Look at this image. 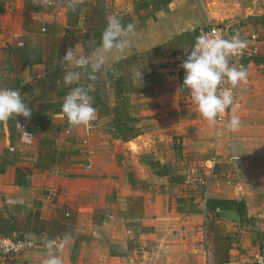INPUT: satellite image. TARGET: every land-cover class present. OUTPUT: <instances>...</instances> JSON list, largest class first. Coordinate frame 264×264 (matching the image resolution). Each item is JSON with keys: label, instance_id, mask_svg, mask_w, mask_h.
I'll return each instance as SVG.
<instances>
[{"label": "crops", "instance_id": "0c3cea01", "mask_svg": "<svg viewBox=\"0 0 264 264\" xmlns=\"http://www.w3.org/2000/svg\"><path fill=\"white\" fill-rule=\"evenodd\" d=\"M1 1H6V13L3 14L0 9L1 18L10 19L12 15L19 18V26L15 30L19 31L20 40L34 35L35 32H28L23 28L24 0ZM246 1L253 3L250 6L248 3V10L241 17L252 18L253 23L232 26L236 33L249 38V35L255 36L254 23L258 22L255 18L264 17V1ZM128 11L131 12L132 9ZM162 12L164 11L159 10L153 14L155 18H160ZM29 16L36 21L65 26V12L63 18L56 21L48 7L46 11L31 10ZM135 24L134 20V26ZM155 24L159 22L152 19L150 26ZM5 28L10 33L14 31L12 27ZM166 28L173 31L174 27L167 25ZM1 40L0 38V87L6 88L5 80L12 76L16 65L8 47L20 46L22 43L19 40L5 45ZM149 41L147 45H130L124 52L108 55L105 65L161 44L160 40L157 41L156 33ZM75 45L83 47L81 43ZM98 51L99 46H96L89 55H95ZM257 52L256 49L253 54L264 57L263 53ZM22 67L23 83L28 84L36 77L45 76L49 71V66L42 62L28 63ZM244 67L248 72V82L233 89L234 104L223 113L227 124L231 116H239L241 123L236 129L237 135L233 138L229 135L230 141L216 148L217 158L214 164L222 170L219 173L216 172L217 169L210 171L216 180L211 181L203 196H198L202 201L200 205L192 194H173V187H163L160 191H153L152 188L140 189L137 184H144V177L137 175V160L133 165L126 159L117 161L121 154L126 157L129 156L128 153L133 156L131 154L135 151L149 153L153 150V135L164 139L168 132L171 135L177 133L174 130L178 118L172 111L169 112L172 109V99H168L169 95L163 89L154 99L162 106L151 111L155 116L150 120L153 122L148 127L150 132L139 134L127 141L116 139L109 132L111 126H104L103 117L97 114V119L89 125H71L69 133L62 131L58 134L55 145L58 148L73 149L75 154L66 163L50 169L40 170L33 167L37 138L32 135L33 137L25 139L22 131L14 144L22 154L20 160L0 174V212L4 216L13 213L20 219L26 210L33 209L34 201H39L44 231L40 234L25 233L36 246L20 251L13 259L15 264H44L48 258L45 242L49 239H56L58 244L64 243V247L55 252L63 259L64 264H216L213 253L205 249L202 243L203 233L206 232L205 196L243 198L248 213L250 203H255L259 237L256 238L250 233L244 236L241 243L237 241L242 251L232 248L227 264H250L248 262L254 260V264H264V261H257L259 256L264 258V250L259 248V243L264 242V64L250 61ZM143 93L132 94L130 97ZM109 99L113 103L111 92ZM163 110L167 112H161ZM106 118L110 121L109 117ZM28 127L26 132L29 134V131H38L32 124ZM0 130L3 133L0 137L1 156L3 149L10 144L6 122H0ZM27 140L30 141L31 150L26 155ZM16 169L27 172L25 184H14ZM152 170L159 178L168 176H160ZM129 172L137 180L135 185L128 180ZM187 195L194 197L198 212L177 211L176 198ZM130 206L137 210L136 214L128 211ZM222 214H230L238 220L231 211ZM16 233L13 232L14 235Z\"/></svg>", "mask_w": 264, "mask_h": 264}, {"label": "trees", "instance_id": "16d2710c", "mask_svg": "<svg viewBox=\"0 0 264 264\" xmlns=\"http://www.w3.org/2000/svg\"><path fill=\"white\" fill-rule=\"evenodd\" d=\"M171 0H131L132 11L115 12L113 0H73L68 1L65 6V26L46 21H36L29 16L31 10H44V0H24V30L39 33L43 36V48L40 56L36 60L30 59V50L27 42L20 40V46H9L8 52L16 60L15 68L10 78L6 81V88L20 90L24 101L31 109L30 123L37 127L34 133L37 138V150L32 162L34 168L40 170L50 169L53 166L66 163L75 154L73 149L58 148L55 145V138L65 130V114L61 110L63 97L68 89L62 83L64 73L70 70L68 64L62 62L63 57L69 47L76 43H81L87 54L96 46H99L101 34L106 27L107 20L111 16H116L121 23L134 25V15L139 20V26H147L149 18L155 19L153 12L165 8ZM256 18L255 20H259ZM198 37L186 31L174 35L165 43L158 44L152 48L142 51L140 54L133 53L124 56L112 64V67L104 66L102 73L98 74L95 82L93 96V106L96 113L101 117H109L111 127L109 132L116 139L123 141L130 140L142 133L143 127L136 123L137 119L133 115V105L130 96L145 92V88L136 83L139 79L137 72L140 58L145 59L147 67L154 71L162 66L161 53L171 47H178L183 44L192 46ZM30 60V61H29ZM244 63L254 62L264 64V57L258 54L242 57ZM42 62L49 66V71L45 76L36 77L33 81L23 83V67L28 63ZM53 67V68H52ZM82 80V83H86ZM113 95V103L110 102L109 93ZM22 116L10 118L6 121L9 133V146L3 149L0 156V174L6 172L7 167L17 162L22 155L15 147L14 141L23 131ZM29 130V129H28ZM31 132V131H29ZM3 133L0 131V137ZM150 168L160 175H169L172 170L168 163L160 160H150ZM27 172L16 169L14 173V184L23 185L26 182ZM130 184L135 185L137 180L132 172L128 173ZM140 199V198H137ZM204 212L206 216L205 229H215L217 220L222 212L231 211L237 217L240 225L249 221L250 216L245 199L232 197H204ZM176 208L181 213L198 212L197 203L192 195L178 196L176 198ZM39 201H34L33 209L26 210L25 215L18 219L13 213L8 216L0 212V236H10L14 239H22L25 233L40 234L44 231V224L40 218ZM128 211L136 214L137 210L132 206ZM13 232H17L15 235ZM239 240L237 235H219L216 230L213 260L216 264H227L230 259V250L233 244ZM259 248L264 250V242L259 243ZM10 264H15L12 260Z\"/></svg>", "mask_w": 264, "mask_h": 264}, {"label": "rangeland", "instance_id": "374dc122", "mask_svg": "<svg viewBox=\"0 0 264 264\" xmlns=\"http://www.w3.org/2000/svg\"><path fill=\"white\" fill-rule=\"evenodd\" d=\"M258 1L262 3L264 0ZM45 3L44 10L46 11V7H48L49 12L54 15L56 21L63 18L67 0H45ZM248 3L250 6L253 2H247L246 0H171L169 6L161 9L164 11L161 17L155 18L159 22L157 25L150 26L152 18H149L147 26L140 27L139 20L134 15L136 31L130 35V45H147L150 43L149 38L155 33L157 35V41L160 40L161 42L159 43L161 44L170 40L174 35L186 31L197 36L199 31L209 22L223 21L230 25L231 31L236 32L232 24L249 25L254 21L252 18L243 19L241 17L244 11L248 10ZM5 6L6 1L0 0V9L3 10V14L6 13ZM113 7L115 12L128 11V9H132L131 0H113ZM167 25H172L174 27L172 28L173 31H168L166 28ZM6 26L12 27L14 31L10 33L5 28ZM18 26V17L14 15L10 19L0 17V38L5 45L20 40L19 31L15 30ZM162 27L165 28L163 29ZM169 29L171 30V28ZM254 29V37L253 35H249L248 38L241 33L239 35L242 39L246 40L247 47L251 48L252 51L257 49V53L264 54V17H261L258 22L254 23ZM23 39L29 45L30 59L36 60L40 56L43 48V36L35 33ZM185 50H190V46L183 44L178 47H171L169 50H163L161 53L162 60L160 62L162 66L154 71H151L147 67L145 59L140 58L139 61L142 64L139 66L141 68V79H137L136 83L144 87L146 92L143 95L130 97L133 104L132 113L137 119L136 123L143 127L141 134H145L146 132H150L148 127L153 124L150 120L155 114L151 111H155L162 106L157 100H154L155 97L160 95L158 92L162 89L167 92L169 95L168 99H172V102H170L172 109L169 112L172 111L174 116L178 118V123L174 130L177 133L171 135L168 132L164 139H160L159 135H153L151 136L153 150L149 153L135 151L131 154L133 156H130L128 153L129 156L126 157L121 154V158L119 160L117 159V161L126 159V161L131 162V165H133L137 160L139 163L135 169L137 175L144 177V184H137L140 189L150 190L152 188L153 191H160L163 187H173V194H192L196 197L197 203L199 202L200 205L202 201L198 196H203L211 181L216 180V177H213L210 171L217 169L216 172L219 173V170H222L218 167L216 168V164H214V160L217 158L216 148L230 141V138L235 137L237 132L228 126L227 121L225 122V114H220L217 117L216 123L210 124L200 115L196 106L192 103L187 89L181 90L183 70L180 67V63L184 59ZM137 53L140 54L141 52ZM230 63L243 66L245 64L241 59H230ZM112 64L107 66L112 67ZM161 112L164 113L167 110ZM107 119L106 117L102 119V124L106 127L111 126V122L107 121ZM28 128L24 129V131H28ZM33 133L35 132L31 131L30 135L34 136ZM27 147L28 152L25 153L26 155L31 150L29 140H27ZM151 159H158L162 163H168L172 173L163 178L157 177L154 171L148 166V162ZM170 178L173 180L171 181ZM255 208V203L252 201L249 206V214L251 213V217L244 225H240L236 217L230 214H222L219 217V221H217L215 229H208L207 232L203 233L202 243L205 249L213 253L216 230L222 236L230 235L233 237L237 235L239 243H241L244 236L247 234L250 235V233L252 236L258 238V218L255 214ZM237 244L235 243L233 248H238L241 252L242 249ZM252 257L254 258V256ZM248 263L254 264L255 260Z\"/></svg>", "mask_w": 264, "mask_h": 264}, {"label": "clouds", "instance_id": "9594fccd", "mask_svg": "<svg viewBox=\"0 0 264 264\" xmlns=\"http://www.w3.org/2000/svg\"><path fill=\"white\" fill-rule=\"evenodd\" d=\"M136 31L132 23L124 25L116 16H111L106 23L99 42V51L89 55L82 46L69 47L60 60L70 65L62 77L63 85L68 89L63 97L61 110L72 126L88 125L97 118L93 106L92 92L98 74L102 73L106 57L114 52H124L130 46V35ZM247 47L246 40L239 34L230 38L217 36H198L190 50H185L184 59L180 63L183 70L181 90L187 89L192 103L200 115L210 124H215L217 117L225 113L234 104L233 89L247 84L248 72L243 65H233L230 57L241 53ZM141 79V70L138 72ZM86 80V83H82ZM22 116L30 118L31 109L24 101L20 90L0 87V122ZM240 117L231 116L229 127L236 130L240 126ZM19 127L22 126L17 123ZM23 129V128H22ZM24 138L32 135L24 131ZM48 258L44 264H64L56 255L64 243L56 239L45 242Z\"/></svg>", "mask_w": 264, "mask_h": 264}, {"label": "built area", "instance_id": "2783aa9c", "mask_svg": "<svg viewBox=\"0 0 264 264\" xmlns=\"http://www.w3.org/2000/svg\"><path fill=\"white\" fill-rule=\"evenodd\" d=\"M235 34L238 33L231 31L230 25L226 24L225 22H209L203 29L199 31L198 36L210 35V36L230 38ZM255 50L256 49L252 51L251 48L246 47L241 53L234 54L233 56L230 57V59L238 60L241 59L242 57L250 56L255 52ZM64 121L66 123V128L64 131L66 133H69L71 124L68 122L66 117H64ZM29 124H31L30 119L25 118L21 120V126L23 129H27ZM35 244L36 243L33 240H31L26 236L22 239H14L13 237L10 236H0V264H10V262L16 257V255L20 251L24 249L33 248L36 246ZM257 261L259 263H263V257L259 256Z\"/></svg>", "mask_w": 264, "mask_h": 264}, {"label": "water", "instance_id": "95a60500", "mask_svg": "<svg viewBox=\"0 0 264 264\" xmlns=\"http://www.w3.org/2000/svg\"><path fill=\"white\" fill-rule=\"evenodd\" d=\"M221 22H223V21H221Z\"/></svg>", "mask_w": 264, "mask_h": 264}]
</instances>
